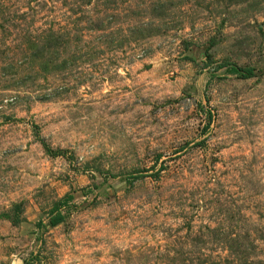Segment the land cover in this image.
<instances>
[{"label":"rangeland","instance_id":"374dc122","mask_svg":"<svg viewBox=\"0 0 264 264\" xmlns=\"http://www.w3.org/2000/svg\"><path fill=\"white\" fill-rule=\"evenodd\" d=\"M0 264H264V0H0Z\"/></svg>","mask_w":264,"mask_h":264},{"label":"trees","instance_id":"16d2710c","mask_svg":"<svg viewBox=\"0 0 264 264\" xmlns=\"http://www.w3.org/2000/svg\"><path fill=\"white\" fill-rule=\"evenodd\" d=\"M232 72L236 73L238 72V69L232 68L230 69ZM252 75V69L251 68H245L242 69V72L239 74L240 77L242 78H248ZM70 199V196H65L62 200H60L59 202H57L56 205L59 204H66V202ZM64 215L57 210L56 208L53 209V211L49 214V217L47 219V223L49 226H55L56 224H58L60 221H62Z\"/></svg>","mask_w":264,"mask_h":264}]
</instances>
